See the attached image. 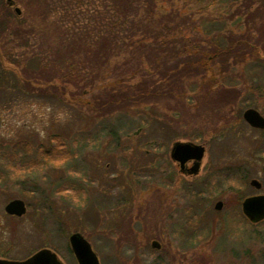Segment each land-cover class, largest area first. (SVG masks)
I'll return each instance as SVG.
<instances>
[{
  "label": "rangeland",
  "instance_id": "obj_1",
  "mask_svg": "<svg viewBox=\"0 0 264 264\" xmlns=\"http://www.w3.org/2000/svg\"><path fill=\"white\" fill-rule=\"evenodd\" d=\"M2 1L14 33L0 34V258L24 260L47 248L64 264H75L68 239L78 233L101 264H157L164 255L151 248L153 240L169 253L158 264H264V220L250 223L240 206L258 192L251 179L264 187V145L258 146L264 133L241 120L247 108L264 116V49L242 64H229L225 73L216 70L218 59L192 78L183 72L179 78L186 81L170 85L174 98L129 99L104 113L95 110L103 103L92 98L103 87L93 86L110 84L113 62L130 72L135 59L124 64L129 55H121L101 64L93 55H77L78 67L86 70L63 81L56 54L68 52L57 44V25L78 35L75 26L95 12L94 1L89 6L84 0L82 14L47 0ZM257 5L157 0L156 12L187 18L181 38L169 44L182 52L193 41L204 47L216 33L263 44L264 14L258 17ZM150 53L158 59V52ZM159 61L164 73L174 60ZM144 64L151 67V61ZM157 74L152 78L147 68L142 80L150 87L154 79L158 87L163 82ZM41 75L50 82L41 86ZM166 91L159 90L164 96ZM226 91L234 95L225 98ZM175 142L206 147L198 176L182 174L170 159ZM14 199L25 204L21 217L4 211ZM218 201L220 211L214 209Z\"/></svg>",
  "mask_w": 264,
  "mask_h": 264
},
{
  "label": "trees",
  "instance_id": "obj_2",
  "mask_svg": "<svg viewBox=\"0 0 264 264\" xmlns=\"http://www.w3.org/2000/svg\"><path fill=\"white\" fill-rule=\"evenodd\" d=\"M47 1L52 2L54 6L66 8L75 6L81 14V10L86 7L84 0ZM93 1L95 12L92 13L90 17H87V21L84 24L79 20L78 24L75 26L77 27L78 35L74 30L69 31L64 29L63 27L65 26L63 23L57 25L59 29L58 37L60 38L57 44L61 45L62 49H68L67 55L61 50L56 53L61 58L59 65L63 67L62 71L58 72L59 78L65 81L64 79L76 75L82 77L78 69L84 73L86 68L80 69L78 67L76 60H74L77 55V57L81 56L83 59H87L86 56L88 55H93L95 59L100 60V63H105V61L109 63L110 59L119 58L121 55H129L126 57L124 64L127 63L128 58L131 56L136 62L130 72H120L118 66L123 63L114 65L113 62L112 65L116 73L114 75L112 74L110 84L93 86V88L103 87L97 96L94 95L92 97L95 98V103H103L95 109L96 111L102 110L104 113L114 112L118 110L120 106H125L123 102L129 99L140 102L151 101V99H155L157 96L165 100L174 98L176 90L170 85L179 86L186 81L185 78H179L183 77V72H187L186 75L189 74V77L192 78V74L197 76L200 73L208 71L211 60L218 59V68L216 70H218L219 73H225L229 64H242L247 57H256L260 48L264 49V43L259 45L258 41H237L238 38L231 37V33L224 37L216 33L208 40L205 39L206 44L204 47L197 46L195 44L196 41H193L192 45H189V48L183 46V51L179 52L175 46H170V42L171 40L181 38L180 35L182 32L180 30V25H183L187 18L181 17L175 13L158 15L156 12L157 0H88L87 3L89 6L91 4L93 5ZM257 3L258 5L255 9V13L260 19H263L260 15L264 14V0H257ZM7 12H9V8L0 0V34L9 31L13 32L12 25L6 24V21H8L11 16H9ZM73 16L74 18L78 17L75 12ZM262 25L264 26V19ZM75 38L77 40H75ZM223 39L226 40L225 43L221 45L219 42ZM165 50H167L168 53ZM142 51L143 58L137 57V54L139 55ZM149 51L158 52V59H154V56H151ZM182 53L186 56L185 60L178 58ZM164 58H170L174 61L169 70L161 73V70L157 69V66L161 64L159 59ZM194 58H198V61L196 60V62ZM147 61H151V67H145L146 65L144 62L147 64ZM82 62L85 63V61ZM65 64L66 66H64ZM147 68H149L152 78L153 76H158L157 73L160 74L162 78L160 82H163L161 83L162 85L158 87L154 86L155 80L153 79L152 83L149 82L151 86H147L148 83L142 80L145 76L143 73ZM43 77L45 76L41 75V78ZM136 77L140 79L130 87L128 83ZM193 79L197 80L198 78ZM43 80L44 83L41 86L50 82V80H46V77L43 78ZM71 80H73V78L67 81ZM164 83L166 84L164 85ZM124 84H127V86H124ZM163 87L169 90L165 92L167 97L159 92ZM171 89L173 94H171ZM133 91H135V95H132ZM226 92H229V95H225V98L234 95L230 91ZM181 95L182 94L179 93L177 96L179 97Z\"/></svg>",
  "mask_w": 264,
  "mask_h": 264
},
{
  "label": "water",
  "instance_id": "obj_3",
  "mask_svg": "<svg viewBox=\"0 0 264 264\" xmlns=\"http://www.w3.org/2000/svg\"><path fill=\"white\" fill-rule=\"evenodd\" d=\"M10 5V0H7ZM16 14H20L18 8H15ZM244 121L255 128L264 129V118L254 109L249 108L243 112ZM204 149L200 145L189 142H175L170 149V159L179 165L181 172L187 160L194 159L195 163L189 169L190 174H196L203 158ZM251 184L259 187V184L252 180ZM222 203L219 201L215 204L214 209L220 211ZM8 215L21 217L26 212L25 204L22 200H11L4 208ZM242 212L252 223L260 222L264 219V196L252 197L244 200L242 203ZM69 244L75 254L79 264H97L96 258L91 252L89 243L78 233L72 234L69 239ZM151 248L159 249L160 245L156 240L151 242ZM0 264H59L54 254L49 250H41L33 255L30 259L23 261H7L1 260Z\"/></svg>",
  "mask_w": 264,
  "mask_h": 264
},
{
  "label": "flooded vegetation",
  "instance_id": "obj_4",
  "mask_svg": "<svg viewBox=\"0 0 264 264\" xmlns=\"http://www.w3.org/2000/svg\"><path fill=\"white\" fill-rule=\"evenodd\" d=\"M253 109V108H252ZM246 110V109H245ZM244 110V111H245ZM254 110H256V109H254ZM243 111V112H244ZM263 118H264V116L258 111V110H256ZM242 115H243V113H242ZM242 117V116H241ZM241 120L250 128V130L252 131V132H254V133H264V129H260V128H255V127H252V126H250L248 123H246L245 121H244V119H243V117L241 118ZM189 143H191V142H189ZM194 144V143H193ZM196 145H198V144H196ZM260 145H264V142H260L259 143V145L258 146H260ZM200 146H202L203 147V149H204V152H203V155L205 154V152H206V147L204 146V145H200ZM203 159V158H202ZM173 163H175V162H173ZM195 163V161H194V159H190V160H187V162L185 163V165H184V167H183V171L181 172L182 174H184V175H187V176H190V177H196V176H198V174H199V172H200V167H201V162H200V166H199V168H198V171H197V173L196 174H190V172H189V169L193 166V164ZM178 167H179V165H178ZM179 170H180V168H179ZM181 171V170H180ZM262 171L264 172V166L262 167ZM252 180H255L258 184H259V187L257 188V187H255L254 185H252L251 184V181ZM249 185L252 187V188H254L256 191H258L257 193H255V194H251V195H248L247 197H245L243 200H242V202L240 203V206H241V211H242V203L244 202V200H246V199H248V198H252V197H263L264 196V187H263V185H262V183L259 181V180H257V179H251L250 181H249ZM219 202V201H218ZM221 202V201H220ZM217 203V202H216ZM215 203V204H216ZM222 203V202H221ZM215 204H214V206H215ZM222 207H223V203H222ZM221 207V208H222ZM242 214H243V212H242ZM243 216L246 218V216L243 214ZM247 220H248V218H246ZM264 220V219H263ZM263 220H261V221H263ZM249 221V220H248ZM260 221V222H261ZM250 222V221H249ZM250 223H252V222H250ZM257 223H259V222H257ZM257 223H252V224H257ZM152 242V241H151ZM89 243V242H88ZM159 245H160V248L159 249H155V250H157L160 254H163L164 255V257H162V255H160L159 257H157L158 259H157V264H158V261L159 260H162V259H164L165 258V256L166 255H169V253L167 252V251H165L166 249H162V245L159 243ZM89 246H90V249H91V252L93 253V255L95 256V258H96V261H97V264H101V261H100V259L98 258V256H97V253L95 252V251H93V249H92V247H91V245L89 244ZM150 246H151V244H150ZM42 250V249H41ZM40 250V251H41ZM44 250V249H43ZM45 250H48L47 248H45ZM49 251L52 253V254H54V256H55V258H56V260L59 262V264H64L62 261H61V259L58 257V255L56 254V252H54V251H52V250H50L49 249ZM156 251V252H157ZM37 252H39V251H37ZM37 252H35V253H33L32 255H30V256H28L26 259L28 260V259H30L33 255H35ZM68 252H69V254L73 257L72 259H73V261H74V263L75 264H79V262H78V260H77V258L75 257V254H74V252L72 251V249H71V246H70V244H69V241H68ZM204 255V254H203ZM1 260H6V259H3V258H0ZM26 259H24V260H26ZM7 261H16V260H7ZM18 261H23V260H18ZM72 261V262H73Z\"/></svg>",
  "mask_w": 264,
  "mask_h": 264
}]
</instances>
